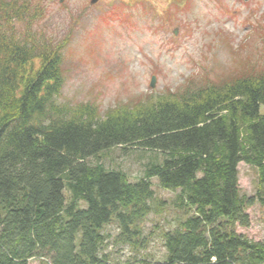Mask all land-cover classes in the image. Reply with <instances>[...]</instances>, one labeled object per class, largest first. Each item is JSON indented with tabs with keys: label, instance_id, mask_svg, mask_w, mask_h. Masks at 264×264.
Segmentation results:
<instances>
[{
	"label": "trees",
	"instance_id": "trees-1",
	"mask_svg": "<svg viewBox=\"0 0 264 264\" xmlns=\"http://www.w3.org/2000/svg\"><path fill=\"white\" fill-rule=\"evenodd\" d=\"M41 9L0 0V264H107L110 225L119 244L144 247L152 179L178 191L184 212L162 234L165 264H264V241L235 231L249 226L247 208L264 206V66L189 81L101 117L95 103L58 101L64 43L35 29ZM133 147L162 158L136 181L89 163ZM241 162L257 170L253 197L239 193Z\"/></svg>",
	"mask_w": 264,
	"mask_h": 264
},
{
	"label": "rangeland",
	"instance_id": "rangeland-1",
	"mask_svg": "<svg viewBox=\"0 0 264 264\" xmlns=\"http://www.w3.org/2000/svg\"><path fill=\"white\" fill-rule=\"evenodd\" d=\"M38 1L43 15L35 29L64 43L58 101L95 103L101 117L116 107L132 110L150 96L181 91L189 81L218 82L242 66H264V0H182L179 11L173 0ZM160 159L156 152L112 148L89 163L136 181ZM151 185L152 211L140 223L144 247L119 244L116 226H107L108 247L101 253L108 256L107 264L166 263L162 234L177 227L184 212L175 202L178 191L162 189L155 179ZM237 185L242 196L256 195V168L239 163ZM246 213L249 226H236V233L264 241V206L254 204Z\"/></svg>",
	"mask_w": 264,
	"mask_h": 264
},
{
	"label": "water",
	"instance_id": "water-1",
	"mask_svg": "<svg viewBox=\"0 0 264 264\" xmlns=\"http://www.w3.org/2000/svg\"><path fill=\"white\" fill-rule=\"evenodd\" d=\"M98 1H100V0H90L89 3H90V5H94V4H96ZM154 83H155V78L152 77L151 82H150V87H153V86H154Z\"/></svg>",
	"mask_w": 264,
	"mask_h": 264
}]
</instances>
